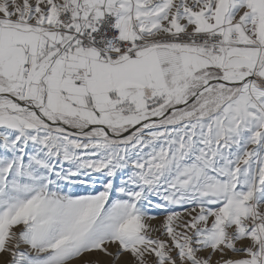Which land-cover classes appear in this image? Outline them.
<instances>
[{
  "label": "snow or ice",
  "instance_id": "obj_1",
  "mask_svg": "<svg viewBox=\"0 0 264 264\" xmlns=\"http://www.w3.org/2000/svg\"><path fill=\"white\" fill-rule=\"evenodd\" d=\"M0 264H264V0H0Z\"/></svg>",
  "mask_w": 264,
  "mask_h": 264
}]
</instances>
